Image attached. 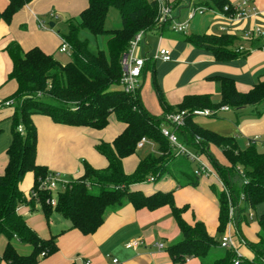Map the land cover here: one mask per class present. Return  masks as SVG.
<instances>
[{"label": "trees", "instance_id": "obj_1", "mask_svg": "<svg viewBox=\"0 0 264 264\" xmlns=\"http://www.w3.org/2000/svg\"><path fill=\"white\" fill-rule=\"evenodd\" d=\"M31 1L9 0L7 6L0 10V20L10 23L13 16ZM197 4L219 10L228 5L232 10L231 0H203ZM111 7L120 13V28H106ZM158 15L155 0H89L79 20L69 19L66 28L59 31L71 47L70 59L66 62L38 46L24 50L15 40L7 44L5 49L13 62L9 79L16 81L17 89L8 98L13 99L16 111L11 117L12 142L7 150L8 163L0 175V236L7 239L0 263L5 260L9 264H38L42 258L58 250L57 235L42 238L19 212L21 206L30 205L34 210L39 204L47 220L56 212L70 221V229L89 235L99 229L107 214L130 203L136 209L171 207L182 234V239L167 249L173 264H183L192 257L199 258L202 264H234L237 254L231 248L224 249L223 255L212 262L208 261L211 253L220 246V239L208 232L203 221L188 223L183 214L189 206L176 204L175 189L196 186L201 176L197 173V166H193L194 161L185 155L175 154L168 139L162 135L161 126L166 124L168 113L181 110L191 113L195 109H210L214 112L212 116L217 117L216 110L226 105L238 112L250 109L261 114L259 107L264 104V79L248 92L238 91L230 78L219 79V103H214L210 95H189L180 104L172 106L158 89L163 114L151 113L138 91L130 94L120 86L121 59L139 31L163 33L170 29V21H159ZM85 29L94 36H105V48L95 49L88 38H82L81 32ZM184 36L194 46L212 51L219 60H229L245 52L233 48L236 41L233 34L190 33ZM35 114L47 115L56 123L95 129L105 128L110 115L114 114L125 123V128L112 142L101 140L96 144L97 151L108 161L105 168H95L85 162L81 176L70 179L54 192L41 187L51 171L37 162ZM19 126L23 131H19ZM173 129L183 143L210 164L229 189L231 199L239 205V227L236 231L243 240L240 222L248 224L251 220L248 210H254L264 202V152L259 151L255 143L241 148L234 137L204 128L192 115L186 117L184 126ZM144 137L157 145V152L141 157L136 169L127 173L123 161L137 152L138 142ZM212 145L222 151L227 164L216 157L211 150ZM27 172L33 173V185L28 196L21 188ZM165 175L175 180V189L147 194L142 189L133 188V185L147 182L151 177L157 181ZM244 178L247 183H243ZM217 188L215 183L211 184L215 193ZM241 194H244V199L240 203ZM54 196L55 205L49 201ZM217 198L218 232L223 233L230 220L229 201L223 190ZM257 221V241L247 243L253 258L243 256L239 264H264V213L258 216ZM14 238L31 245V252L20 253L12 243Z\"/></svg>", "mask_w": 264, "mask_h": 264}, {"label": "crops", "instance_id": "obj_2", "mask_svg": "<svg viewBox=\"0 0 264 264\" xmlns=\"http://www.w3.org/2000/svg\"><path fill=\"white\" fill-rule=\"evenodd\" d=\"M88 1L32 0L13 16L11 23L0 20V100H7L17 89L16 81L9 79L13 62L5 49L7 44L15 40L24 50L38 46L57 58L61 36L59 32L44 29L47 24L40 20V17L49 15L51 19H57L68 15L66 23L69 19L79 20L80 13L88 5ZM200 1L203 0H187V6ZM238 1L231 0L232 3ZM253 1L259 13L239 21L233 33L236 36L233 48L237 50L242 45L245 52L229 60L217 59L212 51L194 46L185 39L184 34L176 33L171 28L163 33L152 31L146 34L144 44L140 47V55L147 54L149 62L141 77L138 92L143 104L151 113L158 116L163 114L158 89L172 106L180 104L189 95H210L214 103H219L221 101L219 79H232L240 92H248L257 82L264 79V36L254 39H246L245 36V30L255 25L264 27V0ZM8 2L9 0H0V10H3ZM183 4V0H173V12ZM181 12L179 10L176 15L180 16ZM52 13L55 16H52ZM176 15L173 14L174 17ZM41 22L44 23V27L40 26ZM53 23L55 26L56 22ZM217 32L215 19L207 13L196 21H191L187 34L221 35ZM160 45L171 50V60L152 59ZM259 110L261 114L250 109L238 112L228 108L219 111L217 117L201 116L203 118L196 121L204 128L220 135L234 137L238 144L244 140V147L239 146L246 148L250 138L256 135L264 136V104ZM15 111V104L0 108V175L5 172L8 163L7 150L12 142L11 117ZM33 120L39 131L41 126L45 128L38 133L37 162L46 165L51 172L69 176L71 179L81 176L84 172L82 162L85 159L81 158L82 160L78 161L79 153H89V162L93 167L105 168L108 161L97 151L96 144L101 140L112 142L125 128V123L121 121V124L116 121L110 131L60 124L42 114H35ZM211 150L221 162L227 164L224 154L217 146L212 145ZM141 157L143 156L135 162L137 165ZM132 159L128 156L123 161L127 173L134 171L135 163ZM31 181L33 185V176ZM212 183H215L213 179L201 176L196 186L187 185L175 189V180L170 175H165L157 181L135 184L133 188L142 189L147 194L157 190L175 189L176 204L189 206L183 214L185 220L191 224L197 220L203 221L208 232L217 237L219 202L211 189ZM23 192L26 196L30 193L27 194L24 190ZM18 210L42 238L57 235V252L49 258H42L38 264H85L87 259H90L92 264H115L113 259H118V264H173L167 249L182 239L180 228L169 205L149 210L136 209L127 203L117 211L107 214L99 229L89 235L78 229H70V221L56 212L47 220L39 204L34 210L30 205L21 206ZM254 223L258 225L257 220ZM4 240L0 256L7 244V239ZM131 241H137L138 244L128 247L127 244ZM157 243H163L164 247L160 249ZM242 248L245 250H241ZM17 250L22 254H28L32 248ZM240 252L247 258H253V253L245 246L240 247ZM0 264L9 263L2 260ZM183 264L202 263L199 258L192 257Z\"/></svg>", "mask_w": 264, "mask_h": 264}, {"label": "built area", "instance_id": "obj_3", "mask_svg": "<svg viewBox=\"0 0 264 264\" xmlns=\"http://www.w3.org/2000/svg\"><path fill=\"white\" fill-rule=\"evenodd\" d=\"M158 5V13H159V21L168 22L170 21V28L176 33L187 34L189 31L191 21L197 16H201L204 14H211L215 19V23L217 24V33L219 34H233L235 25L244 19L250 18L259 13L256 5L253 0H239L236 3H232V10H230L229 6H225L223 10H219L208 5L201 4H191L189 6L188 17L185 21H177L176 17L173 16V6L172 3L168 0H155ZM52 16H55L52 13ZM41 27H44V23H40ZM145 31H139L131 40L130 46L128 50L124 53L121 59V67H122V75L120 79V86L123 90L130 94H136L139 90L141 84V77L143 75V68L148 60L147 54L140 55V47L142 42L146 38ZM246 39H254L257 37L264 36V27L261 25H255L247 30H245ZM244 47L241 45L237 48V51H243ZM60 52H66L70 55L71 47L65 39L61 37V43L59 46ZM152 59L155 60H171V50L165 46H158L156 51L154 52ZM14 105L13 99L0 100V108L5 106ZM229 107L224 105L216 110L223 111L228 109ZM214 112L210 109H195L191 113L187 110H181L178 112L168 113L165 116L166 124L161 126V133L164 137H166L169 141L170 146L176 155H185L190 160L196 162L197 165V173L202 177H206L209 179H213L215 184L223 190L229 201V217L230 220L228 222V227L225 232L222 233L220 237V246L224 249L231 248L233 249L237 257L234 260V264L240 263V258L243 257L240 252V245L238 244V236L236 233V228L232 224V219L237 215V207L238 204H235L231 199V193L229 189L224 185L222 180L219 178L215 170L210 166V164L205 161L199 153L189 147L187 144L183 143L179 138L177 132L173 129L174 127L184 126L186 122V117L188 115L196 116H212ZM19 131H23L22 126H19ZM149 140L144 137L138 142V147H142ZM255 143L261 144L264 146V136L256 135L252 137L248 144ZM240 170V174L243 175L242 169L238 167ZM70 179L65 176H60L57 173L51 172L41 184V187L48 188L54 192H57L61 187H64ZM149 181H153L151 177ZM243 183H247L246 178L243 179ZM244 199V194H241L240 203ZM50 203L56 204V197L51 198ZM250 219H253L255 216L254 210L250 208L248 210V214ZM235 230V231H234ZM138 244L137 241H131L127 244L128 247H133ZM160 249L164 247L163 243L156 244ZM115 264H118V259H113ZM85 264H92L90 259L85 260Z\"/></svg>", "mask_w": 264, "mask_h": 264}, {"label": "rangeland", "instance_id": "obj_4", "mask_svg": "<svg viewBox=\"0 0 264 264\" xmlns=\"http://www.w3.org/2000/svg\"><path fill=\"white\" fill-rule=\"evenodd\" d=\"M168 1L172 3L173 0H168ZM183 3H184L183 5H181V6L178 7L179 9L177 8V10L175 12H172V14L176 15V14H178V11L179 10L182 11L181 14H180V16L176 15V20L177 21H181V22H183V21H185L187 19L188 12H189V6H187L188 5L187 0L186 1L183 0ZM199 17H201V16L197 15L192 20V22H194L197 19H199ZM40 18H41L40 20H44L45 23L47 24V27H45L44 29L53 30V31H55V33H58L59 31H63L64 28H66L65 27L66 20H67V18H69V16L68 15H66V16L64 15V17H61V18H57V19L52 18L51 19L49 15H43ZM51 21L56 22V25L54 27H51L50 26V22ZM120 27H121V16H120V13H119V11L115 7H111L110 10H109V12H108V17H107V21H106V28L107 29H116V28H120ZM81 33H82L81 34V37L82 38H88L90 40V44H91V46L93 48H95V49L98 48V47L105 48V41L107 39L105 36H94L91 32H89L86 29L83 30ZM143 44H144V42H142V45ZM56 56H57V58L61 59L62 61H68L70 59V55L68 53H66V52H59V50L56 53ZM202 118L203 117H201V116H196L195 119L197 121H200ZM115 122L121 124V122L118 121V119L116 118V116L113 114L111 116V118L109 119L108 125L105 128L100 129V130L110 131L111 129L114 128V125H115L114 123ZM37 129H38V127H37ZM43 130H45L44 126H41L40 127V131L42 132ZM40 131L38 129V133H40ZM244 144H245L244 143V140H242V141L239 142V145L241 147H244ZM257 148H258L259 151L264 150V146H262L261 144H258L257 145ZM156 152H157V145L155 143L149 141V142H146L142 147H138L137 152L134 153V154H132V155H130V156L133 158L132 160L135 163L140 156H144V155H146L148 153H156ZM81 158H83L85 160L86 159L88 160V161L87 160L86 161L84 160L82 162L83 166H84L85 162H87L88 164H90V162H89V158H90L89 157V153H86V154L85 153H79L78 154V157H77L78 161L82 160ZM193 166L196 167L197 166V163L196 162H193ZM136 167H137V163H135L134 170L136 169ZM59 175L62 176V174H59ZM29 176H30V181L27 182V179H28ZM32 176H33V173L32 172H27L26 175H25V177H24V179H23L22 189L24 191H27V194L31 190V186H32L31 185V183H32L31 179H32ZM66 177L68 179H71V177H69V176H66ZM162 181H166V180L164 179ZM217 189L218 190H217V192L215 194L218 197V194H219V192H220L221 189L219 187ZM261 212H264V202H261V203H259L256 206V208L254 209L255 216H254L253 219L250 220V222L248 224L244 223V225H243L242 222H240L241 224L239 223L240 224V230L242 229L241 236L243 237V240H242V239H240L239 233L237 234L238 237H239L238 238V244L240 246H245L246 248H248V245H247L248 242H256L257 241L258 225H256V223H254V221L257 220V218H258L259 214H261ZM237 220L238 219H237V215H236L232 219V224H233V226H235V228L236 227H239ZM227 227H228V225L226 226L224 232L227 230ZM236 233H237V231H236ZM221 235H222V233L219 232L217 238L220 239ZM4 239H5L4 236H0V245H1L0 246V250H1V247L3 246V244L5 242ZM13 240H14L13 242H14L15 246L19 250H21V251L27 250L30 247L32 248V246L29 245V244H27V243H22V242H19L18 240H15V239H13ZM241 250L244 251L245 248H242ZM1 252H2V250H1ZM223 253H224V248H222L221 246H218V248H216L211 253V255L209 256L208 261L209 262H212L215 258H218V257L222 256ZM54 254H52V255H54ZM52 255H50V256H52ZM50 256H48L46 258H49Z\"/></svg>", "mask_w": 264, "mask_h": 264}, {"label": "water", "instance_id": "obj_5", "mask_svg": "<svg viewBox=\"0 0 264 264\" xmlns=\"http://www.w3.org/2000/svg\"><path fill=\"white\" fill-rule=\"evenodd\" d=\"M50 26H51V27H53V26H54V23H53V22H52V23H50Z\"/></svg>", "mask_w": 264, "mask_h": 264}]
</instances>
